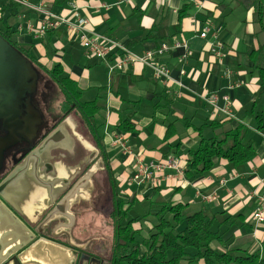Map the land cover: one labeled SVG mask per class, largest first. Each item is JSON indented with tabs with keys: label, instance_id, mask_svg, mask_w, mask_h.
I'll use <instances>...</instances> for the list:
<instances>
[{
	"label": "crops",
	"instance_id": "0c3cea01",
	"mask_svg": "<svg viewBox=\"0 0 264 264\" xmlns=\"http://www.w3.org/2000/svg\"><path fill=\"white\" fill-rule=\"evenodd\" d=\"M27 1L33 6L43 5L45 10L63 15L73 23L77 22L75 13L86 17L91 22L90 30L93 33L119 42L135 55L155 52L164 44L171 47L177 42L185 41L189 45L191 51L186 60L182 58L184 51L179 48L170 49L158 56V63L169 70L173 80L167 85L156 82L152 71L140 63L124 71L111 72L105 61L88 56L77 35L66 27L62 26L38 39L28 27L38 24L43 19L42 15L19 5L8 7L11 2L0 0V18L3 17L12 30L17 32L13 38L17 44L36 59L42 73L40 75H45L52 81L51 76L43 69L51 71L56 65H60L62 74L78 84L81 102H93L100 97V89L105 88L103 96L106 109L96 116V120L98 118L103 121L97 126L103 136L104 151L112 172L115 173L122 197L143 200L145 197L173 194L175 201L196 209L207 206L213 212L244 214L245 224L252 229L245 226L238 229L233 247L246 249L262 241L264 223H256L254 213L260 207L261 200H264V132L256 131L253 119L246 117V113L257 101H261L258 110H264V91L256 73L248 71L243 65L239 67L235 61L234 65H230V58L234 60L238 53L246 51L252 45L258 47L252 23L253 10L244 8L241 0H70L62 5H57L55 0ZM185 9L187 16L179 23V15ZM158 24L165 26L168 41H155L148 37L149 31ZM2 26L1 24L0 27ZM206 28L209 29L208 35L201 38ZM228 71L232 72L229 77ZM89 89L97 91L96 97L91 101H82L84 92ZM163 89L179 100L177 118L185 115L194 125L198 115L203 119L224 121L231 118L234 126L239 122L248 125L251 137L257 142L256 158L241 166H233L220 160L210 173L193 179L186 178L185 174L178 176L173 170H165L159 184L154 187L131 183L136 174V159L139 158L145 164H158L168 157L176 156L182 160V166L186 167L188 150L198 145V133L193 127L184 128L183 123L177 122L173 134L169 138L166 136V124H163L166 117L154 115L153 109L155 94ZM212 95L218 96L220 109L227 108L231 111V117L215 110L208 103ZM225 97H228V103L225 102ZM64 101L65 97L59 109L64 116L73 117L77 111L74 109L66 115L63 112ZM51 109L43 108V113L36 107L33 109L37 121L27 125H31L34 133L44 116L46 120L54 119ZM181 109L185 113H181ZM124 110V117L131 119L135 128L131 133L117 128L119 113ZM66 120L62 124L65 128L60 131L64 138L61 146L73 155L79 142L84 148L87 143L81 140L67 118ZM81 121L83 122L82 119ZM87 131L89 132L88 127ZM83 135L86 136L84 133ZM91 137L96 151L100 153L92 135ZM58 142L57 137L53 138L51 146L57 147ZM75 157L68 156L67 159L76 160ZM74 159L72 164L64 160L57 167L58 177L65 179L74 174V167L78 164ZM86 186L84 180L77 189L72 204L83 199ZM30 192V196L23 202V210L28 216L47 206L45 201H39L41 197L46 199L45 190L36 186Z\"/></svg>",
	"mask_w": 264,
	"mask_h": 264
},
{
	"label": "trees",
	"instance_id": "16d2710c",
	"mask_svg": "<svg viewBox=\"0 0 264 264\" xmlns=\"http://www.w3.org/2000/svg\"><path fill=\"white\" fill-rule=\"evenodd\" d=\"M68 1L70 0H55V3L62 5ZM241 5L247 10H253L252 23L258 47L252 45L246 51L238 53L234 60L230 58V65H234L235 61L239 67L243 65L248 71L256 73L264 91V0H241ZM13 6L18 5L10 3L8 7ZM186 16L185 9L179 15V23ZM1 24L0 35L37 63L29 51L21 48L13 39L17 32L12 30L3 17L0 18ZM3 28L5 29L2 30ZM148 37L155 41L169 40L163 24L155 25ZM36 66L39 68V65ZM43 70L61 87L65 96L63 112L69 115L74 109L77 111L100 150L113 202L110 217L114 233L109 264H264V239L246 249L233 247L238 229L243 226L252 229L245 224L244 214L213 212L207 206L196 209L175 201L173 194L145 197L143 200H125L120 195L115 173L112 172L104 151L103 136L96 124V116L106 109L103 96L105 88L100 89V97L93 102H81L78 84L62 74L60 65H56L51 71L45 68ZM155 98L154 115L166 117L163 124H166L168 138L173 134L177 122L183 123L186 129L193 127L198 133L197 147L190 148L187 152L184 171L186 178L193 179L210 173L220 160L233 166H241L256 158L257 142L251 137L250 127L245 123L239 122L234 126L231 118L226 121L205 118L195 126L185 115L177 118L179 100L165 89L156 93ZM260 103L261 101L255 102L246 117L253 119L256 131L264 132V110H258ZM73 105H76L74 109ZM124 112L125 110L119 113L117 128L131 133L135 130L134 125L131 119L124 117ZM180 112L185 113L182 109ZM146 200L149 202L147 209L144 207ZM136 224L141 228H135Z\"/></svg>",
	"mask_w": 264,
	"mask_h": 264
},
{
	"label": "flooded vegetation",
	"instance_id": "af4514ba",
	"mask_svg": "<svg viewBox=\"0 0 264 264\" xmlns=\"http://www.w3.org/2000/svg\"><path fill=\"white\" fill-rule=\"evenodd\" d=\"M10 46L21 53L19 48ZM22 55L32 65L33 72L27 74L17 70L16 73L12 64L6 74L12 75L13 81L19 79L26 89L23 103L17 105L22 112L19 120L24 128L18 133L15 129H6L4 121L0 120V203L7 211L1 215L4 220L0 222V264H106L104 257L92 253V243L86 244L83 238L65 231L70 228L66 225L72 226L82 213L74 209L75 202L72 204L71 201L84 181L80 177L85 175L84 159L75 157L78 164L72 176L58 177L57 167L77 152L72 155L61 146L64 138L60 131L65 128L63 120L48 121L44 116L36 126V133L31 125H27L37 121L35 107L43 113L41 102L47 100L45 93L49 88L44 85L42 92L38 66ZM9 57L11 63L16 61L13 53ZM59 111L57 115L61 116L62 110ZM55 137L60 142L57 147H52L51 140ZM88 157L92 162L98 156L91 152ZM36 186L45 190L46 199L41 197L39 201H45L47 206L28 216L23 210V202ZM82 202L79 201L78 205Z\"/></svg>",
	"mask_w": 264,
	"mask_h": 264
},
{
	"label": "built area",
	"instance_id": "2783aa9c",
	"mask_svg": "<svg viewBox=\"0 0 264 264\" xmlns=\"http://www.w3.org/2000/svg\"><path fill=\"white\" fill-rule=\"evenodd\" d=\"M8 1L15 5L36 11L42 15L43 19L39 21L38 24L29 25L28 27V30L34 34L36 38H43L48 32L55 31L64 26L71 33L77 35L78 40L88 56L105 61L111 72L124 71L134 64L140 63L152 71L153 77L156 80L167 85L168 83L173 82V80L170 77L169 70L158 63V56L163 54L165 51L178 48L184 51L182 57L183 60H186L190 55L191 49L185 41L181 43L177 42L171 47L164 44L155 52L135 55L119 42L107 36L93 33V31L90 30V20L86 17L79 16L77 13H75L77 22L73 23L63 15L54 14L45 10L43 5L33 6L27 0ZM208 32L209 29L206 28L202 32L201 38H206ZM213 51L216 52L214 49ZM218 54L221 55L219 52ZM231 74L232 72H227L228 77L231 76ZM224 100L226 103L229 102L228 97H225ZM218 101V96L212 95V97L208 100V103L215 110L219 112L221 111L226 116L231 117V111L227 108L220 109L218 107ZM184 167V165L182 166V160L176 156L168 157L165 161L158 164H145L138 158L136 159V174L131 179V183L138 184L140 186L154 187L159 184L161 177L165 174V170H173L178 176H183L185 171ZM205 201H207V199H205ZM254 219L256 223H264V200H261L260 207L254 213Z\"/></svg>",
	"mask_w": 264,
	"mask_h": 264
},
{
	"label": "rangeland",
	"instance_id": "374dc122",
	"mask_svg": "<svg viewBox=\"0 0 264 264\" xmlns=\"http://www.w3.org/2000/svg\"><path fill=\"white\" fill-rule=\"evenodd\" d=\"M12 21L9 19V23ZM15 26V25H14ZM38 71L41 72L39 68H37ZM42 74V73H41ZM39 86L42 87L43 92V86L46 85L49 89L46 91V101L41 102L42 108L45 110H48L52 108L53 111L52 114H54V119H60L66 122V118L68 119V122L70 123L72 129L74 132L85 141V148L82 147L81 143H78V146L76 148L77 154L75 155L78 157V159L83 160V164L85 165V175H80L82 180H86V188H84L85 192L83 194V199H79V201L83 200L82 204L78 205L79 201L75 202L76 206L74 209L79 210L82 212L76 221H73V225H66L67 227H70L66 229L65 231L70 234H75L76 237L83 238V241L88 244L92 243L90 246L92 253L100 255L104 257V259L107 260L106 264H109L108 260L110 258L112 244H113V220L110 217L113 207L112 202V192L111 187L108 182V175L106 173V169L104 166V162L102 161V158L100 157V153H98L96 150V146L94 142L92 143V137L87 131L86 124L81 121V116L79 114H74L73 117H67L63 114H60L59 111V105L61 104L64 94L61 92V87L59 85H56L51 81L47 76L40 75L39 79ZM97 91L94 89H89L84 92L82 101H91L96 97ZM41 93V92H40ZM41 99V98H40ZM51 110L49 113H51ZM48 120H50L48 118ZM203 118L201 116L196 117L195 125H199L200 121H202ZM79 123L81 126H79ZM103 121L101 119L97 118L96 124H101ZM48 126H50L48 124ZM47 126V127H48ZM75 126V127H74ZM77 128V129H76ZM101 128V127H100ZM185 128V127H184ZM52 129V128H51ZM50 129V130H51ZM49 130V131H50ZM100 132L102 130L100 129ZM79 133V134H78ZM86 134V136L83 135ZM77 142V141H76ZM91 152H94L96 156L94 161H90L88 155L91 154ZM85 156V158H83ZM74 159V158H73ZM72 160H66L68 164H72ZM71 161V162H70ZM74 161H76L74 159ZM81 164V163H80ZM79 164V165H80ZM88 165V166H87ZM82 166V165H80ZM85 183V182H84ZM132 188L133 186L130 185ZM125 200L129 201L131 199L123 197ZM149 206V202L146 200L144 203V207L147 209ZM135 228H141L139 224L135 225Z\"/></svg>",
	"mask_w": 264,
	"mask_h": 264
},
{
	"label": "water",
	"instance_id": "95a60500",
	"mask_svg": "<svg viewBox=\"0 0 264 264\" xmlns=\"http://www.w3.org/2000/svg\"><path fill=\"white\" fill-rule=\"evenodd\" d=\"M16 57L11 63L9 56ZM13 64L15 71L20 70L24 73L33 72L32 65L27 61L24 56L15 51L10 44L0 36V120L4 121L6 129H15L18 133L20 129L24 128L22 121L19 120L22 112L17 109V105L23 103V94L25 88L19 79L12 80V75L6 74L7 68ZM21 123V124H20ZM6 209L0 203V222L3 221L1 215L6 213ZM88 259V258H87Z\"/></svg>",
	"mask_w": 264,
	"mask_h": 264
},
{
	"label": "bare ground",
	"instance_id": "6f19581e",
	"mask_svg": "<svg viewBox=\"0 0 264 264\" xmlns=\"http://www.w3.org/2000/svg\"><path fill=\"white\" fill-rule=\"evenodd\" d=\"M58 257H59V258H62V255H61V254H58Z\"/></svg>",
	"mask_w": 264,
	"mask_h": 264
}]
</instances>
